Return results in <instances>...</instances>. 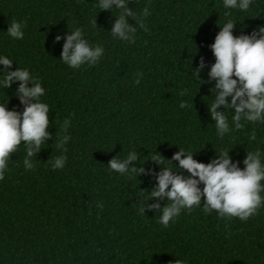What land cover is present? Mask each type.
Segmentation results:
<instances>
[{"label":"trees","instance_id":"1","mask_svg":"<svg viewBox=\"0 0 264 264\" xmlns=\"http://www.w3.org/2000/svg\"><path fill=\"white\" fill-rule=\"evenodd\" d=\"M126 2L134 12L127 18L136 28L134 43L112 35L121 10L103 11L99 0H0V57L13 61L10 71L27 69L39 80L53 135L31 158L34 169L24 167V142L9 159L0 181V264H264V204L241 221L205 213L202 199L165 228L158 222L162 212L139 211L148 203H169L149 200L154 176L108 167L135 151L139 159L132 166L190 176L172 161L180 148L206 164L227 151L242 170L247 152L259 150L264 164V121L242 119L237 130L235 110L222 106L230 131L221 137L209 108L216 95L210 46L229 20L237 37L264 27V0H252L247 11L227 9L223 0ZM12 20L25 25L22 40L8 35ZM76 28L91 46L104 49L96 65L74 69L61 60L66 37ZM57 35L63 37L58 43ZM201 57L199 78L194 71ZM18 87L0 85V105L22 113ZM65 119L71 121L67 132ZM64 135L70 137L66 152L55 146ZM157 153L162 165L151 161ZM62 155L65 167L54 171L48 161Z\"/></svg>","mask_w":264,"mask_h":264},{"label":"clouds","instance_id":"2","mask_svg":"<svg viewBox=\"0 0 264 264\" xmlns=\"http://www.w3.org/2000/svg\"><path fill=\"white\" fill-rule=\"evenodd\" d=\"M252 0H223L227 9L239 8L247 11ZM103 11L111 10L113 6L120 9L119 18L116 19L112 27V35L124 41L135 42L136 28L128 22V17H134V12L129 8L126 0H99L98 5ZM230 13H225L229 15ZM149 10H143V16L147 17ZM93 27L97 26V19L91 21ZM141 28L145 27L143 20H139ZM22 25L16 20L9 23L7 33L14 39H23L24 32ZM236 27L229 20L215 37V42L210 46L215 57V63L211 66L209 76L215 81L216 95L214 102L209 105L211 118L215 121L218 135L221 137L230 131L228 118L225 111L219 109H234L232 117L235 129L244 127L241 120L249 122L264 121V27L253 30L250 35L242 34L235 36L233 29ZM83 29L76 28L70 31L63 44L62 61L68 66L79 69L82 65L94 66L104 55V49L100 45L91 46L83 38ZM63 37L57 35L55 42H59ZM13 61L7 56L0 57V65L4 66L0 70L4 74L0 85L5 89H10L13 82H19L17 96L24 106L23 112L9 110L8 106L0 105V181L5 179V172L8 170V162L12 154L18 150L22 142L25 144L26 156L24 158L25 169H34L35 165L32 157L37 156L42 149V145L52 140L53 135L49 131L50 108L40 98L45 94L39 80L33 77L27 69L17 68L10 71ZM205 68L204 58L201 57L199 67L194 74L199 76ZM141 75V74H138ZM235 77V78H234ZM31 82V87H29ZM136 84L140 80L135 81ZM184 95V93H181ZM229 97L231 101L229 102ZM187 104L181 102L180 107ZM71 121L65 119L62 131L67 132ZM251 140L256 139L255 132L250 136ZM70 140L68 135L60 137L55 146L57 149H67L65 145ZM260 151L247 152L243 161L245 168L239 167V161L233 163L229 152L225 151L217 154L210 163H201L194 159V155L186 153L181 149L176 152L172 161H178L179 167L190 173V176L177 174L170 168L163 167L159 173L146 171L144 167L132 166L138 159L137 152H130L126 159L113 158L110 161L109 169L120 174L137 173L139 176L148 174L154 176L156 187L149 193V200L157 201L167 199L169 203L161 207L160 203L147 204V207L139 209L140 214H144L148 208L162 212L159 223L167 228L175 217L179 216L182 209H187L189 213L195 207H200L203 199V211L210 213L215 210L221 218L238 217L241 221H247L253 215L258 214L259 208L264 204V164L261 163ZM164 157L160 154L153 155L151 161L162 165ZM67 161V156L62 155L48 162L52 168L63 169ZM203 184L201 189L200 185ZM103 208V204H98ZM175 264H184L181 260H176Z\"/></svg>","mask_w":264,"mask_h":264}]
</instances>
